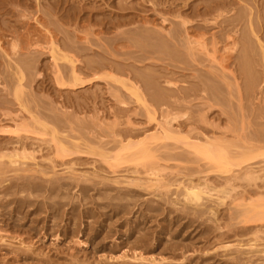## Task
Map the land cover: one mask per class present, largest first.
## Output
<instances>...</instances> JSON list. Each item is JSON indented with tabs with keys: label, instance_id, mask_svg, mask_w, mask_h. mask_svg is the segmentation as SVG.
<instances>
[{
	"label": "rangeland",
	"instance_id": "rangeland-1",
	"mask_svg": "<svg viewBox=\"0 0 264 264\" xmlns=\"http://www.w3.org/2000/svg\"><path fill=\"white\" fill-rule=\"evenodd\" d=\"M80 1L82 2L83 0ZM109 1L111 0H96V4H99L100 8H105V15L108 12H113L115 15V12H119V10L113 2L115 3L117 0H112V5H114L112 8L106 3ZM124 1H129L132 4L133 9L129 10L131 12L155 16L157 26H159L160 20V16L157 13L165 16L167 20L164 22V27H168L169 29L170 27L173 28L174 24L179 21V18L173 15L180 13L181 18L187 17L193 21L190 24H198V27L203 29L199 30L205 33L204 39L206 38L205 40L207 41V45H205L207 50L199 52L194 49V45H190V47L189 45L180 46L181 43L175 47L173 45L165 47L167 45H164L166 51L163 47L160 49V47L157 48L156 46L155 49L154 46L145 47L141 45H101L107 48V50L103 49V52L98 48V45H74L76 50L80 46L84 51L83 54V51L79 50L80 48L77 50L81 55V58H78L80 59L79 62L81 61L80 63H82L81 65L78 62V67L81 68L78 71L86 73H84L85 79L93 77L92 71L85 63L87 62L86 59L91 55L94 56L96 53L98 55L96 54L95 60L98 58L101 60L102 58V61L98 60V62L103 64L106 62L105 66H116L118 70L101 69L97 72V75L104 78L92 79L82 87L59 86L55 79L56 69L54 67V60L48 50L49 45H46L44 38L36 37L37 35L35 34L32 35L33 37L40 38L39 40L34 38L37 40L34 42L40 45H33L34 42L32 45H23L22 39H18L19 45H9V41L15 39L14 37H19L20 33L26 31V29L32 33L34 29L40 28L39 30L43 32L44 28H46L56 33L55 35L58 37L57 41L59 38L61 39L58 42L56 41L57 45H53L54 48L60 49L62 53L78 57L76 53L66 50L71 45H66V48L65 45H60L62 44L60 42H64L69 38L73 39L72 35L75 33L84 36V34L78 32L74 33L75 28L78 31L81 29V32L83 33L84 31L85 34L88 32L86 34L87 39L91 38L95 41L101 35V39H106L107 37V39H111L112 37L110 36L115 34L114 31L99 33L100 36L94 34L100 27V20L104 18L103 13H92V15L88 16L87 11L90 10V1L86 2L87 5L84 7V11L79 12L77 0H0V32L2 34L5 32L2 36L3 38L1 37L4 43L0 45L2 46L0 47V146L6 145L5 149L8 148L10 150L12 145L9 144V147L7 144L8 133L10 137L14 138L16 124L27 122L26 124L28 125L31 123L35 133H29V138H26V142H32L30 140L34 139L35 141L33 140L34 142L30 143L34 145L30 146L32 148L35 146L34 149L36 150L37 148L38 150H42L41 148H43L42 151L35 153L38 164L41 165L42 169L50 170L51 164L49 165L46 159L52 158L55 160V163H60L54 168L56 170L54 177L59 178L58 181L60 182L64 181L63 183L68 182L70 184L72 182L70 184L71 188H66L68 190L64 188L66 193L62 191L63 189H60L61 194H59V192L57 193L58 189H56L57 191L52 194L54 198L50 195V198L56 203L63 202V205H56L54 210L53 208L49 209L51 208L47 203L50 201L49 199L45 200L44 198L46 197H43V200L46 202H42L41 195L36 197V201L40 202V205L37 204L39 208L42 206L41 209H44L45 212L44 210L40 211L41 209L37 210V212L36 210L32 212L31 206L33 205L31 199L33 197L29 195V197H32L28 198L31 205H27L22 211L23 213L17 214L16 212L15 217L12 215L13 218L18 217L15 219L17 220L15 222L20 227L22 223V228H19L21 232L19 229L9 225L0 226V264H37V261H39L38 264H43V262L45 264H122L121 262L123 264H135V262L136 264H264V254L260 251L264 250V233H255V229L264 231V221L261 223L253 222L248 225L241 222L239 220L240 215H238L239 211L237 210L239 208L233 206L234 204L230 202V197H225L224 202L218 204L215 202V197L208 198L207 196H203L202 202H204V205L208 204V206L212 207L214 212L212 213L209 210L206 211V207L194 205V201L191 200L192 196L185 197L180 194L184 190V185H188L189 188L195 187L194 190L196 191H203L208 188H204V181L206 180L209 183L208 185L212 184L213 186L222 187L224 183L222 181L227 177H233L234 175L236 177L241 174L242 169L236 168V165H233L234 162H231L234 158H237V160L246 158L244 154L237 152L238 148L241 147L237 146L236 143L242 147L248 146L249 143L250 145L252 143L256 146H264V57L261 54V46L264 47V44L259 45L264 43V0H251L250 4H248L249 0H226V2H230L231 7L234 6V2L236 4L235 8H237V2L238 5L242 4L238 6L239 10L230 6L227 7V5L224 6L227 10L230 8V11L222 14L225 16L216 18V20H213V14L215 15L221 9L216 10L218 7H221L224 0H206L210 3V8L203 4L202 0L199 1L200 3L197 0H165L169 1L166 8H164L165 6H159L157 10L155 9L156 11L153 10L152 4L150 5V2L146 0H123L122 2ZM22 2L24 3L22 4ZM194 2H196V6H194ZM218 2L221 4L217 6ZM169 4H171V7H174L171 8ZM204 7L208 8L207 14H202ZM254 7L255 13L253 12ZM196 8L198 10H194ZM213 9L216 11H213ZM194 11L197 13L195 14ZM240 12L243 13L239 14ZM167 13L170 15H166ZM226 15L232 18L234 16L237 17H235L238 21L237 23L235 22L236 27L234 26L231 29L229 25V30L232 33L225 29L228 26L224 27L225 25H222L221 27V24H224L221 21H223L222 19ZM228 16L225 18L226 20L229 19ZM37 17L40 18V21H43L44 27L38 24L36 21ZM64 19H67V21ZM170 19H173L175 23L172 20L170 21ZM209 19L211 22L215 21L213 22L214 24L210 23ZM82 20H84V26L80 25L82 24ZM255 20L258 23H255ZM18 21L23 24L21 25ZM205 22L206 25H204ZM256 24L258 29L256 28ZM2 26L6 29L2 28ZM11 27H15L18 30L15 28L11 30ZM116 27L117 31L115 32L117 33L121 29H131L135 26L134 24H127ZM217 27L220 31H218ZM252 27H254V30L256 28V30L251 29ZM53 28L54 30H52ZM15 30H17L18 35H15L17 34ZM221 30H223V33ZM219 33L223 35L219 36ZM66 34H69L67 39ZM214 34L217 39L223 41L217 44L219 52H216L215 55H219L221 51L227 49L226 53H229L228 56H231L229 59L231 60L230 64L228 63L229 60L226 63L228 65L226 66L227 69H224V76L219 75L220 66L218 63L212 62L209 55L212 52L211 39L212 36H215ZM227 34L230 37L226 38ZM209 37L210 39H208ZM231 37L235 38V45H232ZM222 38H226L224 40L228 41L227 45H222L225 42ZM62 47L65 49H62ZM110 47L112 50L114 48V50L112 51ZM116 47L118 48L117 50H115ZM87 48H89L90 52ZM15 50L17 51L16 53H14ZM142 50L144 52H141ZM172 50H176L177 52H173ZM93 51H96L95 54H92ZM142 53L145 55H140ZM35 54L37 55V59L34 57ZM30 56L32 57L28 58ZM92 56L90 58H95V56ZM33 57L35 60H33ZM18 58L20 60H16ZM244 58H246L245 62L247 63L244 66L242 65L243 68H241L240 63L242 64ZM29 59L33 61L31 62ZM107 59L111 60V62L113 61L112 63L115 62V65ZM16 61L24 64L30 62L32 65H35H33L35 68L25 69L26 76L23 80H28L29 86L20 95V101L16 99V95H13L14 80L16 79V75L13 72ZM58 62L60 63L61 61ZM236 64L239 66L235 68ZM251 65L252 67L250 68ZM214 67L219 68L215 70ZM65 68L68 70L69 66L66 65ZM231 69V72L228 71ZM243 69L247 73H250L247 77L239 74V72H244ZM117 71H121L122 74ZM105 72H110L118 78H126L127 80L129 78V83L136 81L141 93L144 92L143 98L146 99L148 107L144 108L134 99L135 97L129 96L128 92L118 82L107 78L104 75ZM255 72L256 77L260 76L257 77L258 79L254 76L257 79L254 78L256 85L253 84L254 81L252 82L253 78L252 80L250 79L253 75L252 73L255 75ZM138 73L141 74L140 78ZM133 74H138V77L136 75L133 76ZM26 77L28 79H25ZM145 78L148 82L147 80L144 82L143 79ZM136 83L133 84L136 85ZM145 83L149 84L146 85ZM149 85L151 86L150 88L148 87ZM114 87L115 90L112 91ZM24 93L29 94V97L24 95ZM158 93L161 95H158ZM148 94L152 96L155 94L156 96L153 97L157 99V102ZM32 96L36 97L35 99L38 101H36L38 104L35 102V99H32ZM158 96H160L159 99ZM21 104L26 107L25 111ZM209 104L210 106H208ZM171 107L173 108L171 109ZM154 109L155 112H152ZM165 109L167 112L172 111L178 117L176 118V120L178 119V123L174 120L170 123V126H165V129L172 128V135L177 137L178 141L163 139L160 140V143L162 145L167 143L165 146L169 144V147L171 143L176 148L172 147L170 150H165L162 147L160 151L153 152L152 155L145 152L144 155L138 156L136 159H130L129 157L126 161H122L123 155H113V151H111L112 155L110 157L114 160L113 163L111 160L108 162L113 166L107 163L106 159H103L101 154L105 153V151L113 150V147L118 144L117 141L119 140L135 142L145 137L148 139V136L150 137L151 134H157L160 131L158 121L162 123L163 119L161 116L164 114L162 110ZM148 111L152 115L150 118L148 117ZM59 113H64V115H60ZM31 115L38 118V120L30 119ZM21 116L25 117L24 120ZM56 116L58 117V119L56 118L57 120L55 119ZM27 119L28 121H26ZM33 121H39L41 124H36ZM155 128L158 129L156 130ZM261 131L262 136L260 135ZM258 133L261 136H259L260 139L257 135ZM25 134L22 133V135ZM223 134L224 136L221 137ZM70 135L73 138L69 137ZM185 136L191 139L194 137V139L200 141L205 137L223 139L229 141V144L226 146V151L221 152L222 159L220 157L218 163L212 166L213 164L207 162L201 155L188 153L187 146L184 147L180 143ZM2 138H6V141L2 140ZM57 140L64 144L68 153L78 149L75 151L77 154L72 152L73 154L71 153V155L66 152L65 158L58 156L53 148L54 142ZM153 140L155 141V139ZM3 142L6 143L4 144ZM148 142H152V140H148ZM163 151L169 152L162 154ZM263 160V155H257L255 159L249 160L242 165L249 164L253 169H256L260 165L263 166ZM62 162L64 164H61ZM69 166L73 169H67ZM151 167L153 170H159L157 174H159L158 176L161 181L168 180L171 186L158 189H153V186L150 187V183H154L155 185L159 181L146 174L147 170ZM1 173L3 172H0V175ZM4 174L6 175L4 179L9 180L8 177L12 173L6 172ZM179 180L182 182L178 186L175 183ZM232 180L234 181L230 183L233 184V191L229 189L230 187L222 188L232 195L239 192L246 193L250 190L253 191L255 188L253 187L254 181H246L244 177L240 179L232 178ZM35 181H40L42 184L45 183L38 178H35ZM217 181L220 185L216 183ZM255 181L260 184L259 180L256 179ZM84 186L88 188L85 190L86 192L81 189ZM96 188L97 192L94 191ZM261 191L262 194L260 193L259 195L264 200V190ZM211 193H214V191H211ZM20 194L22 197L24 194L27 196L25 192L23 194L18 193V195ZM32 194L36 195L39 192L34 191ZM18 195L16 194V196ZM249 195L253 199L258 194L252 193V195ZM16 196L5 197L3 194L1 196L0 193L2 200H4V197L11 198ZM71 198L74 202L71 203L70 207ZM1 199L0 201H2ZM251 199L245 200L244 203L251 202ZM73 203L75 204L74 206ZM13 205L14 203H11L9 206L14 207L15 205ZM60 205L61 208H59ZM68 206L71 211H69ZM11 207H8V210ZM83 208L84 210H82ZM235 210L237 211V215L234 213L236 212ZM50 211L53 213L51 212L50 214ZM24 212L29 215H26V219L22 221L20 217L24 219ZM45 213L48 215L46 216ZM11 220L8 218L6 221L12 225ZM51 220H54V222ZM47 221L48 223H46ZM1 222L0 225L2 224ZM39 223L43 224L40 225ZM54 223L60 225L57 226ZM53 224L55 225V229L53 228ZM42 226H46V228L42 229ZM242 226L251 227V229L249 231H242ZM34 227L38 231L34 232V229H36ZM23 229L26 231L22 232ZM78 231H80L79 234ZM77 239L79 243H77ZM72 242L74 243L72 244ZM26 246L32 249L28 250L29 252L25 251ZM23 248L25 250H21ZM124 255H126V258ZM132 256L142 257L144 261L142 259H132ZM125 261H128V263Z\"/></svg>",
	"mask_w": 264,
	"mask_h": 264
},
{
	"label": "bare ground",
	"instance_id": "bare-ground-1",
	"mask_svg": "<svg viewBox=\"0 0 264 264\" xmlns=\"http://www.w3.org/2000/svg\"><path fill=\"white\" fill-rule=\"evenodd\" d=\"M84 1V0H83ZM82 1V2H83ZM90 1V10L89 11H87V14H88V16H90V15H92V13H98V12H102L103 13V15H104V18H102L101 20H100V27L96 30L95 28V30L97 31L96 33H94L95 35L97 34L98 36H100V34L99 33H104V32H113L114 31V33L115 34H112V36H110V37H112L111 39H101L100 37L102 36H100L99 38H100V40H99V38H97L95 41L94 40H92L91 38H89V39H91V40H89V39H87L86 38V34H88V32L85 34V32L83 31V33L81 32V29H80V31H78L76 28H75V26L77 27V25H75L74 26V28H75V31H74V33L75 32H78V33H81V34H84V36H81L80 34L78 35L77 33H75V34H73L72 35V37H73V39L72 38H69V39H67L68 38V35H67V37H66V41H62V42H60V43H62V44H60V45H67V46H69V45H71V46H69V49H66V50H68V51H70V52H74V53H76V55H78V57H75V56H73L72 54H67V53H62L61 52V50L59 49V50H57L58 48H54L53 47V45H57L56 44V41H57V38L58 37H56L57 35H55L56 33H53V31H51V30H49V29H46V28H44L45 30L42 32V30L40 31L38 28L37 29H34V31L32 32V33H30L31 31H29V30H27L26 29V31H24V32H21L19 35V37H14L15 39H12L11 41H9V45H19V41H18V39H22V41L21 42H23L24 44L23 45H32L33 44V42L34 41H37L36 39H40V38H36V37H42V38H44V40H45V42H46V45H49V47H48V50H49V52H50V55H51V57L53 58V60H54V67H55V69H56V75H55V79H56V82H57V84L59 85V86H69V87H73V88H75V87H79V86H84V84L86 83V82H88L89 83V81L90 80H92V79H96V78H104V77H102V76H99V75H97V72L98 71H100L101 69H109V70H116L117 69V67L116 66H105L104 64L106 63H101V62H98V60L100 59V58H98L97 60H95L96 59V54L98 55V53H96L95 54V52L96 51H93V53L92 54H95L94 56H95V58H90L91 56H89L86 60H87V62H85L87 65H88V68L92 71V75H93V77L90 79H85L84 77V75L86 74L84 71V73H82V71H78V70H80L81 68L80 67H78V62H79V60L80 59H78L81 55H80V53H78L77 52V50H78V48H80V46H78V48H77V50H76V48H75V46L76 45H98V48L101 50V51H103L104 52V50L103 49H106L107 50V48L105 47V46H101V45H141V46H145V47H147V46H150V47H152V46H156L157 48L158 47H160V49L163 47L164 49H165V51H166V48L165 47H170L171 45H173L174 47L176 46V45H179L180 43H181V45L180 46H182V45H189V47H190V45H194L195 47H194V49L196 50V51H199V52H203V51H206L207 50V47L205 46V45H207V41L204 39V35H205V33L202 31H200L199 29H201V30H203L202 28H200V27H198L199 25L198 24H190L191 22H193L192 20H190V19H188L187 17H182L181 18V15H180V13H178V14H176V15H173L174 17H176V18H179V21L178 22H174V20L173 19H175V18H173V19H170V21L172 20L174 23V26H173V28H171L170 27V29L167 27H164V22H166V18H165V16H163V15H161V13L159 14V13H157L159 16H160V20H159V26H157L156 25V18H155V16H150L149 14H140V13H135V12H131V11H129V10H132L133 9V6H132V4L129 2V1H124V2H122L123 0H117V2H113V4H116L115 6H117V9L119 10V12H115V15H114V13L113 12H108L106 15H105V8L103 7V8H100L99 7V4H96V0H85L83 3L80 1V0H77V2H78V5H79V9H78V11L79 12H81V11H84V7L87 5V3ZM146 1H149L150 2V5L151 6H153V10L154 11H156L158 8L157 7H159V6H165L164 8H166V5H167V3H169V1H165V0H146ZM171 1V0H170ZM198 2L199 1H201V0H197ZM217 1H219V0H217ZM229 1H232V0H229ZM229 1H227L226 2V0H224V1H222V4L220 3V2H218V4H216L217 6L219 5V4H221V7H218L216 10H218L219 8H221V9H219V11H217V13L214 15L213 13V20H216V18H219V17H221V16H223L222 14H224V13H226V12H228V11H230V8L227 10L226 8H224V6H226L227 5V7L228 6H230V2ZM235 1V0H234ZM254 1V0H253ZM87 2V3H86ZM132 2V1H131ZM136 2V1H135ZM134 2V3H135ZM175 2H177V1H175ZM174 2V3H175ZM216 2V1H215ZM237 2V1H236ZM246 2V1H245ZM24 2H22V4H23ZM72 3H74V2H72ZM107 3V5L109 6V7H114V5H112V0L111 1H109V2H106ZM171 4H173L172 2H170ZM196 2H194V6H196V4H195ZM200 3V2H199ZM202 3L203 4H205L207 7H209L210 8V3L209 2H207L206 0H202ZM201 3V4H202ZM251 3V0H249V3L248 4H250ZM76 4V3H75ZM147 4H148V2H147ZM171 4H169L170 5V7H171ZM182 4H183V2H182ZM214 4V3H213ZM242 4V3H241ZM241 4H239L238 5V2H237V8H235L234 6L236 5L235 4V2H234V6H232L234 9H237V10H239L238 9V6H240ZM247 4V3H246ZM263 4H264V2H263ZM27 5V4H26ZM136 5H137V3H136ZM174 5V4H173ZM176 5V4H175ZM199 5V4H198ZM251 5H253V6H255L254 4H251ZM258 5V4H257ZM49 6V5H48ZM137 6H139V5H137ZM146 6V5H145ZM183 6V5H182ZM213 6V5H212ZM249 6V5H248ZM25 7V6H24ZM162 7H160V8H162ZM172 7H174V6H172ZM171 7V8H172ZM178 7V6H177ZM198 7V6H197ZM202 7V6H201ZM205 8L204 7V9H203V11H202V14H207V12H208V8ZM214 7V6H213ZM231 7V6H230ZM231 7V8H232ZM242 7V6H241ZM240 7V8H241ZM251 7V6H250ZM261 7H262V4H261ZM263 7H264V5H263ZM146 8V7H145ZM159 8V9H160ZM169 8V7H168ZM170 8V9H171ZM189 8V7H188ZM212 8V7H211ZM50 9V8H49ZM108 9V8H107ZM156 9V10H155ZM202 9V8H201ZM200 9V10H201ZM253 9V8H252ZM257 9V8H256ZM194 10H198V8H196V9H194ZM210 10V9H209ZM215 9H213V11H216ZM233 10V9H232ZM246 10V9H245ZM254 11V13H255V7H254V9H253ZM264 10V9H263ZM42 11V10H41ZM52 11V10H51ZM108 11V10H107ZM165 11V10H164ZM191 11H192V9H191ZM149 12V11H148ZM180 12H182V11H180ZM193 12V11H192ZM21 13V12H20ZM19 13V14H20ZM194 13H195V11H194ZM197 13V12H196ZM195 13V14H196ZM241 13H243V12H240L239 14H241ZM253 13V14H254ZM80 14V13H79ZM87 14H86V16H87ZM172 14V13H171ZM211 14V15H212ZM252 14V15H253ZM81 15V14H80ZM114 15V16H113ZM166 15H170V14H166ZM244 15V14H243ZM246 15V14H245ZM19 16V15H18ZM172 16V15H171ZM225 16V15H224ZM223 16V17H224ZM228 15H226V17H227ZM259 16V15H258ZM23 17V16H22ZM93 17V16H92ZM95 17V16H94ZM169 17V16H168ZM225 17V18H226ZM229 17V19H225V18H221L223 21H221V23L223 22L224 24H221V27H222V25H225L224 27H226V26H228L227 28H225V29H227V31L229 30V25L231 26L230 28L232 29V27H234L235 26V22L237 23L238 21L235 19V17L236 16H234V18H232L231 16H228ZM243 17V16H242ZM252 17V16H251ZM250 17V18H251ZM254 17V16H253ZM32 18V17H31ZM38 18V17H37ZM66 18V17H65ZM91 18V17H90ZM207 18V17H206ZM237 18V17H236ZM256 18V17H255ZM259 18L260 19H262L260 16H259ZM264 18V17H263ZM40 18H38L36 21L38 22V24L40 25V26H42V27H44L45 26V24L43 23V21H40L39 20ZM98 19H99V17H98ZM225 19V20H224ZM253 19V18H252ZM39 20V21H38ZM42 20V19H41ZM60 20H62L61 18H60ZM65 20V19H64ZM88 20V19H87ZM194 20H195V18H194ZM210 20V19H209ZM218 20V19H217ZM239 20V19H238ZM259 20V19H258ZM17 21V20H16ZM65 21H67V19L65 20ZM83 21L84 20H82L81 22H82V24H80V25H83ZM96 21H98V20H96ZM176 21V20H175ZM208 21V20H207ZM218 21H220V20H218ZM257 20H255V23H258V21L256 22ZM260 21H262V20H260ZM19 22V21H18ZM27 22V21H26ZM69 22H71V21H69ZM197 22V21H196ZM199 22V21H198ZM213 22H215V21H213ZM213 22H211V20H210V23H212V24H214ZM19 23H21V22H19ZM75 23H76V18H75ZM201 23V22H200ZM23 23H21V25H22ZM43 24H44V26H43ZM55 24H57V23H55ZM54 24V25H55ZM90 24V23H89ZM127 24H134V26L135 27H133V28H131V29H121L119 32H115V31H117L116 30V26H118V25H127ZM217 24V23H216ZM254 24V23H253ZM262 24V23H261ZM26 25V24H25ZM58 25V24H57ZM85 25V24H84ZM83 25V26H84ZM93 25V24H92ZM204 25H206V22H205V24ZM238 25V24H237ZM252 25V24H251ZM56 26V25H55ZM54 26V27H55ZM91 26V25H90ZM178 28H177V27ZM194 26V27H193ZM218 26V25H217ZM253 26V25H252ZM16 27V26H15ZM14 27V28H15ZM81 27V26H80ZM95 27V26H94ZM219 27V26H218ZM217 27V28H218ZM220 27V28H221ZM236 27V26H235ZM254 27H255V24H254ZM254 27H252L251 29H253ZM2 28H4V29H6L5 27H3L2 26ZM12 29L11 30H13L14 28L13 27H11ZM57 28V27H56ZM89 28V27H88ZM121 28V27H120ZM208 28V27H207ZM206 28V29H207ZM256 28H257V24H256ZM256 28H255V30H256ZM15 29H17V28H15ZM58 29H59V27H58ZM84 29V28H83ZM87 29V28H86ZM85 29V30H86ZM93 29V28H92ZM133 29V30H132ZM222 29V28H221ZM235 29V28H234ZM233 29V30H234ZM250 29V28H249ZM258 29V28H257ZM10 30V29H9ZM18 30V29H17ZM17 30H15V33H17ZM52 30H54V28L52 29ZM57 30V29H56ZM87 30H90V29H87ZM254 30V29H253ZM254 30V31H255ZM4 31V30H3ZM6 31H8V30H6ZM91 31V30H90ZM207 31V30H206ZM217 31V30H216ZM218 31H220L219 30V28H218ZM223 30H221V32H222ZM226 31V33H228ZM232 31V30H231ZM13 32V31H12ZM229 32H230V30H229ZM235 32V31H234ZM260 32V31H259ZM258 32V33H259ZM5 33V32H4ZM3 33V34H4ZM14 33V32H13ZM14 33V34H15ZM24 33H25V35H24ZM62 33V32H61ZM213 33V32H212ZM216 33H218V32H216ZM215 33V34H216ZM223 33V32H222ZM220 34L219 36H221V35H223V34ZM230 33H232V32H230ZM250 33H251V31H250ZM262 33V32H261ZM3 34L0 32V45H2V43H4V41L2 40V36H3ZM9 34V33H8ZM13 34V35H14ZM33 34H35V35H37L36 37H33L32 35ZM214 34V35H215ZM224 34H225V32H224ZM15 35H18V33L17 34H15ZM110 35V34H109ZM108 35V36H109ZM212 35V34H211ZM218 35V34H217ZM256 35V34H255ZM23 36H25V37H23ZM64 36V35H63ZM218 36V37H219ZM224 36H226V35H224ZM2 37V38H1ZM33 37V38H32ZM65 37V36H64ZM70 37V36H69ZM109 37V38H110ZM227 37H230L228 34H227V36H226V38ZM253 37V36H252ZM257 37V36H256ZM259 37V36H258ZM34 38H36V39H34ZM226 38H224V39H226ZM31 39H32V41H31ZM34 39V40H33ZM208 39H210V37L208 38ZM223 39V38H222ZM223 39V40H224ZM61 39L59 38V40L58 41H60ZM228 40H230V39H228ZM247 40V39H246ZM259 40V39H258ZM57 41V42H58ZM225 41V40H224ZM227 41V40H226ZM224 42L222 45H227L228 44V41L227 42ZM244 41V40H243ZM257 41V40H256ZM221 42H223L221 39H217L216 38V35L215 36H212V39H211V46H212V52H211V54H209L210 55V57H211V61L212 62H215V63H218L219 64V66H220V68L219 67H214L215 68V70L217 69V68H219V75H221V76H224L225 74H224V69H227V65H226V63H227V61L231 58V56H228V54L229 53H226V50L225 51H221L220 52V54L219 55H215V53L216 52H219V49H218V47H217V44L218 43H221ZM231 42H232V45H235V43H236V40H235V38L234 37H231ZM237 42H238V40H237ZM36 42H34V44L33 45H40L39 43H36ZM242 43V42H241ZM264 43H262V44H259L260 46L261 45H263ZM75 45V46H74ZM101 47H100V46ZM164 45H167V46H165L164 47ZM243 45V44H242ZM67 46H66V48H67ZM74 46V47H73ZM0 47H2V46H0ZM85 47V46H84ZM113 47V46H112ZM121 47V46H120ZM156 47H155V49H156ZM64 47H62V49H63ZM111 48V47H110ZM122 48H123V46H122ZM261 54H262V57H264V47L263 46H261ZM14 49V48H13ZM65 49V48H64ZM83 49V48H82ZM81 48L79 49V50H82ZM118 48L116 47L115 48V50H117ZM169 49V48H168ZM248 49V48H247ZM29 50V49H28ZM87 50L89 51V48H87ZM86 50V51H87ZM92 50V49H91ZM111 50H112V48H111ZM113 50H114V48H113ZM112 50V51H113ZM177 50V49H176ZM176 50H174V51H176ZM30 51V50H29ZM28 51V52H29ZM83 51V50H82ZM118 51H120V50H118ZM168 51V50H167ZM169 51H170V49H169ZM173 51V50H172ZM173 51V52H174ZM179 51V50H178ZM17 51L15 50L14 51V53H16ZM90 52V51H89ZM92 52V51H91ZM98 52V51H97ZM141 52H144L143 50L141 51ZM177 52V51H176ZM21 53H23V52H21ZM21 53H18V54H21ZM26 54H27V52H25ZM73 53V54H74ZM86 53V52H85ZM106 53V52H105ZM116 53H117V51H116ZM148 53V52H147ZM195 53V52H194ZM33 54V53H32ZM31 54V55H32ZM83 54H84V51H83ZM22 55H24V53L22 54ZM21 55V56H22ZM29 55V54H28ZM140 55H145L144 53H142V54H140ZM147 55V54H146ZM37 55L35 54V56L34 57H36ZM94 56H92V57H94ZM99 56H102V55H99ZM177 56V55H176ZM27 57V56H26ZM26 57H24V58H26ZM32 56H30V57H28V58H31ZM34 57H33V60H35V59H37V57L34 59ZM104 57V56H103ZM81 58V57H80ZM83 58H84V56H83ZM23 59V58H22ZM84 59V60H85ZM16 60H20L19 58L18 59H16ZM31 59H29V61H30ZM33 60H31V62L33 61ZM82 60V59H81ZM85 60V61H86ZM104 60H105V58H104ZM108 60V59H107ZM106 60V61H107ZM58 61H61L60 63L58 62ZM99 61H102V58H101V60H99ZM109 61V60H108ZM246 61V58H244V60L242 61V64L240 63V65H241V68H243V66H244V64H246L247 62H245ZM81 62V61H80ZM79 62V63H80ZM109 62H111V60L109 61ZM113 62V61H112ZM111 62V63H112ZM230 62H231V60H229V64H230ZM108 63V62H107ZM81 65H82V63H80ZM79 64V65H80ZM113 65H115V62L114 63H112ZM34 65V64H33ZM30 62H28L27 64H24V63H22V62H19V61H16V63H15V65H14V72H13V74H15L16 75V79L14 80V86H13V88H14V96L16 95V99L17 100H21L20 99V95H22L23 94V92H24V90L27 88V86H29V81L27 80H23L24 79V77L26 76L25 75V69L26 68H28V69H30V68H33L34 66H33ZM66 65H68L69 66V68H68V70H67V68H65L66 67ZM109 65V64H108ZM243 65V66H242ZM235 66V65H234ZM237 66H239L238 64H236V66H235V68L237 67ZM82 67V66H81ZM252 67V65L250 66V68ZM35 68V67H34ZM121 68V67H120ZM246 68H248L247 66H246ZM12 69H13V67H12ZM123 69V68H122ZM127 69V68H126ZM27 70V69H26ZM54 70V69H53ZM118 70V69H117ZM131 71V70H130ZM227 71V70H226ZM228 71H232V69L231 70H228ZM236 71V70H235ZM243 73H240L239 72V74H242V75H245L246 77L250 74V73H247L244 69H243ZM253 71V70H252ZM117 72H121V71H117ZM135 72V71H134ZM234 73V72H233ZM236 73V72H235ZM121 74H122V72H121ZM140 76H139V78L141 77V74L140 73H138ZM138 74H133V76L134 75H138ZM238 74V73H237ZM253 74V75H252ZM251 75V78H250V76H249V78L252 80V78H253V80H252V82L254 81V78L256 77V72H255V75H254V73H252ZM104 75H106V77L107 78H109V79H111L112 81H114V82H118L119 84H120V86L123 88V89H125L127 92H128V94H129V96L131 95V96H133V97H135L134 99H136V101H138L144 108H146V107H148L147 106V104H146V99H144L143 98V93L144 92H142L141 93V91L139 90L140 88L138 87V84L136 83V81L135 82H133V81H131V82H133V83H136V85L135 84H133V83H129L128 82V80H129V78H128V80L126 79V78H118V77H116V76H114L112 73H110V72H108V73H106L105 72V74ZM208 75V74H207ZM218 75V76H219ZM258 75V74H257ZM210 76V75H209ZM214 76V75H213ZM255 76V77H254ZM138 77V76H137ZM207 77V76H206ZM245 77V78H246ZM257 77H260L259 75L257 76ZM256 77V78H257ZM136 78V77H135ZM209 78H212V77H209ZM255 78V79H256ZM25 79H28V77H26ZM142 79V78H141ZM149 79V78H148ZM258 79V78H257ZM256 79V80H257ZM144 80V82L147 80L146 78L145 79H143ZM255 80V81H256ZM96 81V80H95ZM94 81V82H95ZM149 81H150V79H149ZM238 81V80H237ZM255 81H254V85H256L255 84ZM25 82V83H24ZM92 82V81H91ZM147 82H148V80H147ZM251 82V83H252ZM151 83V82H150ZM146 84V83H145ZM147 84H149V83H147ZM146 84V85H147ZM153 84V83H152ZM249 84V83H248ZM10 85V84H9ZM87 85V84H86ZM151 85V84H150ZM148 86L149 88L151 87V86ZM246 85V84H245ZM115 86V85H114ZM246 86H248V85H246ZM111 87H113V86H111ZM117 87V86H116ZM212 87H214V88H217V87H215V86H212ZM153 88V87H152ZM119 89V88H118ZM247 89V88H246ZM113 90H115V87H114V89H112V91ZM116 90H117V88H116ZM124 91V90H123ZM154 91V90H153ZM152 91V92H153ZM233 91V90H232ZM13 92V91H12ZM28 92H30V91H28ZM116 92V91H115ZM118 92V91H117ZM116 92V93H117ZM126 92V93H127ZM159 92V91H158ZM119 93V92H118ZM154 93H155V91H154ZM127 94V95H128ZM152 94V93H151ZM151 94H148V95H151ZM156 94V93H155ZM155 94H153V96H156ZM11 95H12V93H11ZM24 95H26L27 97H29V94H25L24 93ZM30 95H31V93H30ZM35 95V94H34ZM33 95V96H34ZM158 95H161L160 93H158ZM25 96V97H26ZM32 96V97H33ZM37 96V95H36ZM128 96V97H129ZM152 95H151V97H153ZM31 97V98H32ZM162 97V96H161ZM36 97H33L32 99H35ZM129 98H131V97H129ZM147 98V97H146ZM157 98V97H156ZM160 98V96H158V99ZM153 99H155L154 97H153ZM148 100V99H147ZM33 101V100H32ZM37 100L35 99V102H36ZM154 101H156L157 102V99H155ZM38 102V101H37ZM36 102V103H37ZM150 102V101H149ZM38 104V103H37ZM153 105V104H152ZM157 105H159V104H157ZM21 106L23 107V110L25 109L26 110V107L24 106V105H22L21 104ZM208 106H210V104L208 105ZM155 107H157L156 105H155ZM173 107H171V109H172ZM168 109V108H167ZM176 109V108H175ZM22 110V111H23ZM24 110V111H25ZM146 110V109H145ZM166 110V109H165ZM165 110H162V111H164V114H163V116H161L162 117V123H160L159 121H158V124H159V129H160V131L157 133V134H151L150 135V137L148 136V139H147V137H145V138H142L140 141H133V142H131V141H127V142H124L123 140H119V141H117L118 142V144H116V146H114L113 147V150H109V151H105V153H103V154H101V156L103 157V159H106V162L107 163H109V164H111L110 162H108V161H110L111 160V162L113 163V158H111L110 156L113 154V155H123V158H122V161H126L129 157H130V159H136L138 156H141V155H144L145 154V152H147V153H149L150 155H152V153L153 152H158V151H160V149L162 148V147H164V149L165 150H170V149H172V147H174V148H176L175 146H172V144L170 143V147L167 145V146H165L167 143H165V145L163 144H161L160 143V140H168V139H174V141H178L177 140V137H175L174 135H172V133H173V131H172V128L171 127H169V129H165V126H170V123L172 122V121H176L177 123H178V119L176 120V118H178L177 117V115L175 114V113H173L172 111L171 112H169L170 111V109H168L169 111L167 112V110H166V113H165ZM174 110V109H173ZM21 111V112H22ZM55 111H56V109H55ZM152 112H155V109H154V111L152 110ZM23 113V112H22ZM148 113V117L150 118L152 115H151V113H149V111L147 112ZM4 114H5V112H4ZM53 114H54V112H53ZM57 114H58V112H57ZM60 115H64V113H59ZM154 114V113H153ZM161 114V113H160ZM6 115V114H5ZM20 115V114H19ZM22 115V114H21ZM27 115V114H26ZM25 115V116H26ZM18 116V115H17ZM23 116H24V114H23ZM23 116H21L22 118H23ZM55 116V115H54ZM58 116V115H57ZM55 117V119L57 118L58 119V117ZM62 117V116H61ZM16 118H18V117H16ZM15 118V119H16ZM19 118H20V116H19ZM18 118V119H19ZM25 118V117H24ZM24 118H23V120H24ZM154 118V117H153ZM17 119V120H18ZM30 119H32V120H35V121H37L38 120V118H35L33 115H31V118ZM56 119V120H57ZM20 120H22V119H20ZM154 120V119H153ZM158 120H159V118H158ZM161 120V119H160ZM13 122H14V120H12ZM26 121H28V119L26 120ZM30 121V120H29ZM35 121H33L34 123H36V124H41V123H39V121L38 122H35ZM157 122V121H156ZM181 122V121H180ZM179 122V123H180ZM16 123V122H15ZM19 123V122H18ZM27 122H25V123H19L18 125L16 124V128L14 129V132H15V137L14 138H12V137H10V134L8 133V135H9V138L7 139V144L9 145V144H11L12 145V147L10 148V150H8V148H6L5 149V147H7L6 145H3V146H0V172H3V173H1V175H0V193H1V196H2V194H3V196H13V195H15L16 196V194L18 195V193H22L23 194V192H25V193H27V196H26V194H24L23 195V197H22V195L20 194V195H18V196H16V197H11V198H3L4 200H2L1 198V200L2 201H0V221H2L1 223V225L0 226H2V225H5V226H12L13 228L15 227V228H17V229H19V228H22V223H21V227H20V225L17 223V222H15V221H17V220H15L16 218H18V217H16V218H13L12 217V215L15 217L16 215H15V213L17 212V214L18 213H23L22 211L25 209V207H27V205L29 206V205H31L30 203H29V199L28 198H32L33 197V199H31V202H32V205L33 206H31V208L33 209V210H31L32 212L33 211H35L36 210V212H37V210H39V209H41V207L39 208V203L40 202H38V201H36L37 199H36V197H38V196H41L42 195V200H43V197H46V198H44L45 200L47 199H49L50 201L49 202H47L49 205L48 206H50L51 208H49L50 210L53 208V210H54V208H56V205H59V204H62V203H59V202H55V201H53V199L52 198H54L53 197V192L55 193L57 190L56 189H58V191H57V193L59 192V194H61V190L60 189H63L62 191H65L64 190V188L66 189V188H68V187H70L71 188V186H70V184L72 183V182H70V184H68V182H66V183H63V182H60V181H58V179H57V177H54V175H55V173H56V170L54 169L55 168V166L58 164H60V163H55V160H53L52 158H48V159H46V161L49 163V165H50V170H45V169H42L41 168V165H39L38 164V161L36 160V155H35V153H37V152H39V151H42L43 150V148H41L42 150H38V148H37V150L36 149H34V147L32 148L31 146H33L34 144H30V143H33L34 141L31 139H29L30 141H32V142H26V138L28 139L29 138V133L31 134V133H35V131H34V129L32 128V125H31V123L30 124H26ZM157 124V123H156ZM181 124V123H180ZM31 125V126H30ZM155 126H158V125H155ZM173 126V125H172ZM2 129V128H1ZM156 129V128H155ZM158 129V128H157ZM156 129V130H157ZM228 130V129H227ZM227 130H224V131H227ZM21 131H23V132H21ZM223 131V132H224ZM264 131V130H263ZM154 132H155V130H154ZM3 133V132H2ZM22 133H26L25 135H22ZM225 133V132H224ZM221 134V133H220ZM7 135V136H8ZM28 135V136H27ZM73 135V134H72ZM72 135H70L69 137H72ZM258 135V137L261 135L262 136V131H261V133H260V135H259V133L257 134ZM257 135H255V136H257ZM263 135H264V132H263ZM5 137H6V135H4ZM68 136V135H67ZM222 136H224V134L223 135H221V137ZM260 136V137H261ZM30 137H31V135H30ZM192 137V136H191ZM258 137H257V139H258ZM260 137H259V139H260ZM4 138V137H3ZM2 138V140H4V141H6L5 139H3ZM73 138V137H72ZM75 138V137H74ZM76 138H78V137H76ZM24 139V140H23ZM153 139H155V141L153 140ZM232 139V138H231ZM264 139V138H263ZM263 139H261V140H263ZM148 140H152V142H148ZM156 140H158V141H156ZM68 141V140H67ZM1 142V141H0ZM43 142V141H42ZM250 142V141H249ZM4 144L6 143V142H3ZM3 143H1V144H3ZM36 143V142H35ZM44 143V142H43ZM180 143H182L183 145L182 146H187V148H188V153H192V154H196V155H201L204 159H206L207 160V162H209V163H212L213 165L212 166H214L215 164H217L218 163V159L221 157V152L222 151H226V149H227V144H229V141H226V140H223V139H211V138H208V137H205V138H203V140H197V139H194V137H193V139H191L190 137H183V140H181L180 141ZM45 144V143H44ZM46 144H47V141H46ZM148 144V145H147ZM231 144V143H230ZM31 145V146H30ZM49 145V144H48ZM55 145V146H54ZM54 145H53V148H54V150H55V153L58 155V156H62V157H64V156H66V152H67V154H71L72 152H75V151H77L78 149H75L74 151H70L71 153H68V150L65 148V146H64V144L62 143V142H59L58 140L56 141V142H54ZM236 145L237 146H239V147H241V148H238V151L237 152H241L242 154H244V156L246 157V158H242V159H239V160H237V158H234L231 162H234L233 163V165H236V168H240V170L242 169V171H241V174H239L238 176H236L235 177V175L233 176V177H227L226 178V176H225V180L224 181H222V187L220 186H213L211 183V185H208L209 183L207 182V180L206 181H204V188H207L206 190H203V191H196V190H194V188L192 187V188H189V186L188 185H184L183 186V191L180 193L182 196H185V197H188V196H192V198H191V200L192 201H194V205H198V206H203L204 208H205V210L207 211V210H209V212H212V213H214L213 212V209H212V207L211 206H208V204H206V205H204V202H202V200H203V196H207L208 198H210V197H215V199H216V201L215 202H217L218 204H221L222 202H224V198L225 197H230V202H233V206H235L236 208H239V209H237L239 212H238V215H240V219L239 220H241V222H244V223H247V225L248 224H250V223H253V222H262V221H264V200H262L263 198L261 197V195H259L260 193L262 194V191L261 190H264V164H262L263 166H259V167H257L256 169H253V167H251V166H249V164H245V165H242V164H244V163H247L249 160H253V159H255L256 158V156L258 155V156H260V155H263L264 156V146H256V145H254V144H252L251 143V145H250V143H249V145L248 146H245V147H242L241 145H239V144H237L236 143ZM46 146V145H45ZM78 146V145H77ZM9 147H10V145H9ZM40 147V146H39ZM82 147V146H81ZM53 148H51V149H53ZM95 148V147H94ZM115 148V149H114ZM166 148H169V149H166ZM163 150V149H162ZM260 150H262V151H260ZM52 151V150H51ZM111 151H113V153L111 152ZM260 151V152H259ZM94 152V151H93ZM167 152V151H166ZM165 151H163L162 152V154L163 153H165V154H167ZM43 153V152H42ZM52 153V152H51ZM112 153V154H111ZM73 154V153H72ZM71 154V155H72ZM75 154H77V152H75ZM78 154H79V152H78ZM92 154V153H91ZM94 154V153H93ZM97 155V154H96ZM134 156V157H133ZM133 157V158H132ZM262 157V156H261ZM65 158V157H64ZM221 159H222V157H221ZM71 160V159H70ZM69 160V161H70ZM73 160V159H72ZM115 160H116V158H115ZM58 161V160H57ZM264 161V160H263ZM59 162H61V161H59ZM230 162V161H229ZM230 162V163H231ZM251 163V162H250ZM253 163V162H252ZM61 164H64L63 162L61 163ZM112 165V164H111ZM110 165V166H111ZM113 166V165H112ZM48 169H49V166H48ZM67 169H73V168H71L70 166L67 168ZM158 171L159 170H153L152 169V167L149 169V170H147V172H146V174H148V176H150L151 178H153V179H158L159 181L157 182V184H155L154 185V183H150V187H152L153 189H158V188H167V187H169V186H171V183L168 181V180H163V181H161V179L159 178V174H157L158 173ZM225 171V170H224ZM6 172H11L12 174H10V177H8L9 178V180H5L4 179V177L6 176L4 173H6ZM136 172V171H135ZM238 172V171H237ZM37 174H39V175H37ZM12 177V178H11ZM241 177H244V179L246 180V181H254V186L253 187H255L254 188V190L253 191H249V192H239V193H235V194H230L228 191H226L225 189H222V188H225V187H230L229 189H231L232 191H233V184L232 183H230L231 181L233 182L234 180H232V178H241ZM7 178V177H6ZM35 178H38V179H41V181H43V182H45V183H41L40 181V183L39 182H36L35 181ZM224 178V177H223ZM10 179H12V180H10ZM259 180V182H260V184H258V183H256V181L255 180ZM261 180V181H260ZM8 181V182H7ZM6 182V183H5ZM182 181L181 180H179L178 182H176L175 184L176 185H178L179 186V184L181 183ZM215 183V182H214ZM213 183V184H214ZM216 183H218V181L216 182ZM219 185H220V183H218ZM90 186V185H89ZM69 188V189H70ZM100 188V187H99ZM83 191H85L86 189H88L86 186H84V187H82L81 188ZM261 189V190H260ZM60 190V191H59ZM66 190H68V189H66ZM182 190V189H181ZM39 192V194H36V195H33L32 193L33 192ZM94 191H96L97 192V188H96V190H94ZM100 191V190H99ZM210 191V192H209ZM211 191H214V193H211ZM86 192V191H85ZM84 192V193H85ZM253 194H258V195H256V197L255 198H253V199H251L252 197L249 195V194H251L252 195V193ZM64 193H66V191L64 192ZM63 192H62V194H64ZM11 194H13V195H11ZM29 195H31L30 197H29ZM52 196V198H50L51 196ZM84 195H86V194H84ZM90 199V198H89ZM194 199V200H193ZM214 199V200H215ZM248 199H251V202L250 201H248L247 203H244V201L245 200H248ZM71 200H72V198H71ZM256 200H259V201H256ZM41 201V200H40ZM57 201V200H56ZM94 201V200H93ZM93 201H91V202H93ZM42 202H46V201H42ZM41 202V203H42ZM70 202V201H69ZM72 202H74L73 200L69 203L70 204V207H71V203ZM174 202V201H173ZM253 202V203H252ZM13 204L14 203V207H11V206H9L10 204ZM39 205H38V204ZM177 203V202H176ZM217 203H215V204H217ZM43 204H46V203H43ZM43 204H41V205H43ZM65 204V203H64ZM77 204V203H76ZM173 204H175V203H173ZM217 204V205H218ZM63 205V204H62ZM75 204L73 203V206H74ZM98 205V204H97ZM212 205V204H211ZM72 206V207H73ZM84 206V205H83ZM82 206V207H83ZM8 207H11L9 210H8ZM77 207V206H76ZM86 207V206H85ZM44 208V207H43ZM58 208V207H57ZM59 208H61V205H60V207ZM68 208H69V206H68ZM232 208H234V207H232ZM236 208H234V209H236ZM48 209V208H47ZM28 210V209H27ZM30 210V209H29ZM44 209H41L40 211H43ZM59 210V209H58ZM75 210V209H74ZM82 210H84V208L82 209ZM40 211H39V213H40ZM62 211V210H61ZM69 211H71L70 210V208H69ZM81 211V210H80ZM236 211V210H235ZM44 212H45V210H44ZM51 212L52 211H50V214H51ZM58 212H60V211H58ZM73 212V211H72ZM83 212H85V211H83ZM25 213V212H24ZM30 213V212H29ZM48 213H49V210H48ZM53 213V212H52ZM55 213V212H54ZM234 213H236V215H237V211L236 212H234ZM32 214V213H31ZM46 214V213H45ZM86 214V213H85ZM90 214H91V212H90ZM215 214H216V212H215ZM25 215V216H24ZM23 216H24V219H22L21 217H20V219L23 221V220H25L26 219V215H29V214H24ZM48 214H46V216H47ZM53 215V214H52ZM52 215H51V218H52ZM71 215V214H70ZM8 216H11V217H8ZM54 216H55V214H54ZM53 216V217H54ZM81 216V215H80ZM45 217V216H44ZM50 217V216H49ZM73 217H75V216H73ZM72 217V219H74ZM8 218H10V220L11 219H13V220H11L12 221V225L11 224H9L6 220H8ZM47 218V217H46ZM61 218V217H60ZM19 219V220H20ZM35 219V218H34ZM20 220V221H21ZM33 220V219H32ZM44 220V219H43ZM49 220V219H48ZM55 220V219H54ZM54 220H51L52 222H54ZM79 220V219H78ZM21 221V222H22ZM36 221H37V217H36ZM36 221H35V223H36ZM45 221V220H44ZM81 221V220H80ZM19 222V221H18ZM73 222H74V220H73ZM75 222H76V220H75ZM240 222V221H239ZM44 224H46V223H48V221L45 223V222H43ZM43 223H41V224H43ZM57 223H59L58 221H57ZM57 223H54V224H56L57 225ZM24 224V223H23ZM31 224H33V223H31ZM40 224V223H39ZM40 224V225H41ZM52 224V223H51ZM53 224V225H54ZM70 224V223H69ZM74 224V223H73ZM34 225V224H33ZM36 225V224H35ZM58 225H60V224H58ZM57 225V226H58ZM62 225V224H61ZM75 225H76V223H75ZM74 225V226H75ZM246 225V226H247ZM38 226V225H37ZM84 226V225H83ZM246 226H242L241 227V230L242 231H249V229H251V227H246ZM29 227V226H28ZM40 227V226H39ZM38 227V228H39ZM43 227V228H42ZM41 228L42 229H44V228H46V226H42ZM48 227V226H47ZM52 227V226H51ZM65 227V226H64ZM64 227H63V229H64ZM71 227H72V225H71ZM85 227V226H84ZM34 228H36V227H34ZM53 228L55 229V225L53 226ZM59 228V227H58ZM16 229V230H17ZM40 229V228H39ZM49 229V228H48ZM50 229H52V228H50ZM72 229H73V227H72ZM72 229L70 230L71 231V233H72ZM0 230H1V228H0ZM20 230V229H19ZM31 230V229H30ZM33 230V229H32ZM31 230V231H32ZM35 230V231H34ZM33 231L34 232H36V230H37V228L36 229H34ZM58 230V229H57ZM80 230V229H79ZM84 230V229H83ZM3 232H4V230H2ZM24 231H26V230H24L23 229V231L22 232H24ZM28 231V230H27ZM38 231V230H37ZM47 231V230H46ZM50 231H52V230H50ZM60 231V230H59ZM1 232V231H0ZM3 232H2V234H3ZM20 232H21V230H20ZM30 232V231H29ZM79 232L80 231H78V234H79ZM82 232V231H81ZM257 232H261V233H264V231H262V230H260V231H258V229H255V233H257ZM5 233V232H4ZM48 233V232H47ZM46 233V234H47ZM60 233H61V231H60ZM65 233V232H64ZM59 234V233H58ZM62 234V233H61ZM95 234V233H94ZM63 235V234H62ZM73 235V234H72ZM93 235V234H92ZM96 235V234H95ZM57 236V235H56ZM55 236V237H56ZM69 236V235H68ZM75 236V235H74ZM45 237V236H44ZM62 237V236H61ZM73 237V236H72ZM90 237V236H89ZM71 238V237H70ZM56 239H58V238H56ZM88 239H90V238H88ZM80 240V239H79ZM59 241V240H58ZM81 242V241H80ZM82 242H83V240H82ZM86 242V241H85ZM74 242H72V244H73ZM77 243H79V241H78V239H77ZM76 243V244H77ZM84 243V242H83ZM99 243V242H98ZM85 244V243H84ZM38 245V244H37ZM78 245V244H77ZM29 246V245H28ZM28 246H26L25 248H26V250L23 248V249H21V250H25V251H28V250H30V249H32V248H28ZM32 246V245H31ZM79 246V245H78ZM81 246V245H80ZM82 246H83V244H82ZM95 246H97V245H95ZM72 247V246H71ZM70 247V248H71ZM102 247V246H101ZM58 249V248H57ZM82 249V248H81ZM99 249V248H98ZM97 249V250H98ZM19 250H20V247H19ZM56 250V249H55ZM72 250H74V249H72ZM32 251V250H31ZM261 251V253H263L264 254V250H260ZM29 252V251H28ZM53 252V251H52ZM25 253V252H24ZM124 257L126 258V255H124ZM39 258H40V256H39ZM38 258V259H39ZM76 258V257H75ZM264 258V257H263ZM110 259H111V257H110ZM132 259H142L143 261H144V259L142 258V257H139V256H132ZM129 260V259H128ZM111 261V260H110ZM114 261V260H113ZM131 261V260H130ZM135 261V260H134ZM133 261V262H134ZM138 261V260H137ZM38 263H39V261H37ZM72 262H74V261H72ZM109 262V261H108ZM125 262H127L128 263V261H125ZM37 263V264H38ZM79 263V262H78ZM83 263V262H82ZM114 263V262H113ZM122 264H123V262H121ZM141 263H143L142 261H141ZM43 264H45V262H43ZM74 264V263H73ZM124 264H126V263H124ZM135 264H136V262H135Z\"/></svg>",
	"mask_w": 264,
	"mask_h": 264
}]
</instances>
